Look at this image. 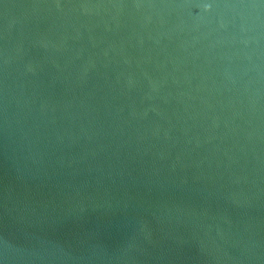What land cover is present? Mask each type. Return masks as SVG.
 I'll return each instance as SVG.
<instances>
[{
    "label": "water",
    "instance_id": "water-1",
    "mask_svg": "<svg viewBox=\"0 0 264 264\" xmlns=\"http://www.w3.org/2000/svg\"><path fill=\"white\" fill-rule=\"evenodd\" d=\"M0 264H264V0H0Z\"/></svg>",
    "mask_w": 264,
    "mask_h": 264
}]
</instances>
